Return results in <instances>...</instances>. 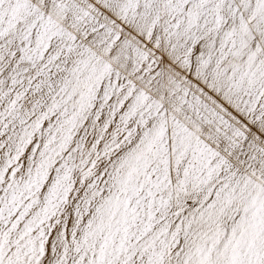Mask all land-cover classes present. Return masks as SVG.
Instances as JSON below:
<instances>
[{"label":"snow or ice","instance_id":"1","mask_svg":"<svg viewBox=\"0 0 264 264\" xmlns=\"http://www.w3.org/2000/svg\"><path fill=\"white\" fill-rule=\"evenodd\" d=\"M0 264H264V0H0Z\"/></svg>","mask_w":264,"mask_h":264}]
</instances>
